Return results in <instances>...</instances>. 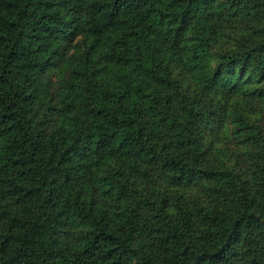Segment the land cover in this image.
<instances>
[{"label": "trees", "instance_id": "obj_1", "mask_svg": "<svg viewBox=\"0 0 264 264\" xmlns=\"http://www.w3.org/2000/svg\"><path fill=\"white\" fill-rule=\"evenodd\" d=\"M0 264H264V0H0Z\"/></svg>", "mask_w": 264, "mask_h": 264}]
</instances>
